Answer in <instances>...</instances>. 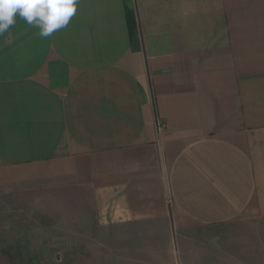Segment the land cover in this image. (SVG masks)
I'll list each match as a JSON object with an SVG mask.
<instances>
[{"label":"crops","instance_id":"crops-1","mask_svg":"<svg viewBox=\"0 0 264 264\" xmlns=\"http://www.w3.org/2000/svg\"><path fill=\"white\" fill-rule=\"evenodd\" d=\"M39 31L0 35V195L87 193L143 264L208 237L205 264H264V0H77Z\"/></svg>","mask_w":264,"mask_h":264},{"label":"rangeland","instance_id":"rangeland-1","mask_svg":"<svg viewBox=\"0 0 264 264\" xmlns=\"http://www.w3.org/2000/svg\"><path fill=\"white\" fill-rule=\"evenodd\" d=\"M79 193L70 200L62 197L66 202H60L58 206L45 203L50 207L41 208L18 206L17 202L13 205L7 197L0 195V252L11 245L20 254L34 257V264H143L146 257L144 250L140 247L130 250L131 241L127 234L122 233L127 237L116 242L112 232L100 231L90 195ZM176 239L180 244L178 236ZM160 242L164 244V241ZM225 243V240L209 237L194 239L191 251L178 246V251L175 249L176 257L171 256V261L167 259L165 262L209 263L213 261V250L214 254H220L222 249L226 251L227 247H223ZM164 252L160 255V261L167 255ZM200 252L209 257L203 255L199 259L197 255ZM220 258L225 259L226 256L220 254Z\"/></svg>","mask_w":264,"mask_h":264},{"label":"clouds","instance_id":"clouds-1","mask_svg":"<svg viewBox=\"0 0 264 264\" xmlns=\"http://www.w3.org/2000/svg\"><path fill=\"white\" fill-rule=\"evenodd\" d=\"M77 0H0V35L16 23V17L49 37L66 27L76 12Z\"/></svg>","mask_w":264,"mask_h":264},{"label":"trees","instance_id":"trees-1","mask_svg":"<svg viewBox=\"0 0 264 264\" xmlns=\"http://www.w3.org/2000/svg\"><path fill=\"white\" fill-rule=\"evenodd\" d=\"M32 258L27 254H20V251L9 245L0 252V264H34Z\"/></svg>","mask_w":264,"mask_h":264}]
</instances>
